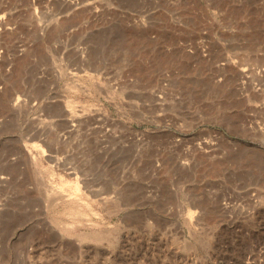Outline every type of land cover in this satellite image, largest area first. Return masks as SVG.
<instances>
[{
  "label": "rangeland",
  "instance_id": "obj_1",
  "mask_svg": "<svg viewBox=\"0 0 264 264\" xmlns=\"http://www.w3.org/2000/svg\"><path fill=\"white\" fill-rule=\"evenodd\" d=\"M0 264H264V0H0Z\"/></svg>",
  "mask_w": 264,
  "mask_h": 264
}]
</instances>
